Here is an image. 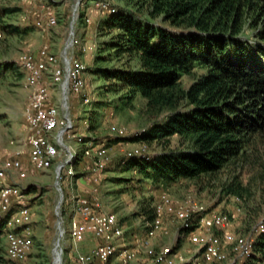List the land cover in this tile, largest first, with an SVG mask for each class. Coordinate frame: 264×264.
Returning <instances> with one entry per match:
<instances>
[{
    "label": "rangeland",
    "instance_id": "1",
    "mask_svg": "<svg viewBox=\"0 0 264 264\" xmlns=\"http://www.w3.org/2000/svg\"><path fill=\"white\" fill-rule=\"evenodd\" d=\"M94 1L0 0V149L13 148V145L19 147L24 142L23 115L30 91L18 64L19 56L27 50L35 52L45 44L54 53H59L67 45L73 31H76L79 39L95 44L96 49L84 59L88 66L85 78L91 103L83 104L80 98L70 95V117L73 120L70 133L81 134L84 140L93 143L105 142L111 147L112 162L106 168L100 185L101 210L115 213L124 230L128 231L126 235L129 236V243L142 235V220L145 218L142 213H153L159 194L164 190L175 201L190 195L208 210L233 213V230L237 234L251 236L255 225L264 221V136L255 137L244 147L243 154L231 158L221 169L197 177L178 178L172 182L153 181L124 166L127 162L124 158L126 153L137 148L141 142L146 144L151 157L187 151L192 147L176 134L153 140L137 138L144 130L164 122L172 109H150L145 98L139 94L129 97L125 89L115 86L114 80L97 72L100 68L137 69L139 66L133 55L108 48V41L117 30L104 25L109 16L107 12H92L90 23L85 25L83 16ZM103 1L117 11L133 14L140 21H149L168 31H180L164 22L160 16L148 18L143 9L139 10L132 2ZM47 12H52L57 24L49 29H38L35 26L36 19ZM206 71L205 67L195 65L189 73L180 76L177 89H187ZM99 101L103 103L102 107L97 104ZM178 108L189 107L185 101H180ZM90 115L93 116L92 124ZM113 124L124 127L128 136L123 139L114 137L109 131ZM75 142L68 138V144L75 146ZM16 182L24 192L32 213L29 228L33 245L23 264H53L59 258L62 264H74L67 233V204L60 202L53 169L40 171ZM81 182L79 180L78 186L83 188ZM69 188L70 184L64 180L62 189L68 193ZM230 189H236L238 193ZM237 207L240 212L235 213ZM2 215L0 212V219ZM163 226V232L155 239L156 247L179 245L182 246L179 250L185 254L192 251V245L180 236L178 223L164 220ZM86 243L81 245L83 250H86L85 244H94L91 239ZM5 250L6 239L1 234L0 264L5 262ZM130 264L151 262L140 253ZM243 264H264V259L254 251V255Z\"/></svg>",
    "mask_w": 264,
    "mask_h": 264
},
{
    "label": "built area",
    "instance_id": "2",
    "mask_svg": "<svg viewBox=\"0 0 264 264\" xmlns=\"http://www.w3.org/2000/svg\"><path fill=\"white\" fill-rule=\"evenodd\" d=\"M114 10L109 3L95 0L86 9L83 22L90 23L92 12ZM56 24L52 12L35 21L41 30ZM95 49V44L79 39L73 31L59 53L45 44L35 52H22L18 58L30 93L23 115V144L0 149V212L2 216L7 215L4 264H23L33 245L29 228L31 208L16 181L50 169L58 184L60 202L67 204V233L74 264H109L112 259L118 264H130L140 253L151 264H243L249 260L254 255V238L264 231V221L255 225L251 236L237 234L232 227L233 213L208 210L190 195L175 201L167 191H161L152 218L143 217V233L132 243L127 242L128 231L115 213L101 210L100 185L112 162L111 147L70 133L73 129L70 95L80 98L83 104L91 103L85 78L88 66L84 59ZM109 131L116 138L128 136L126 129L118 125H110ZM68 138L74 139L76 145L68 144ZM133 157L146 160L151 157L145 143L141 142L124 156L125 159ZM64 180L70 184L68 193L62 189ZM79 180L83 188L78 186ZM238 212L239 207L235 209ZM164 220L179 224L180 236L193 247L189 254L180 251L179 245L156 247L155 239L163 232ZM88 239L94 244L83 250L81 245ZM53 264H62V261L59 258Z\"/></svg>",
    "mask_w": 264,
    "mask_h": 264
},
{
    "label": "trees",
    "instance_id": "3",
    "mask_svg": "<svg viewBox=\"0 0 264 264\" xmlns=\"http://www.w3.org/2000/svg\"><path fill=\"white\" fill-rule=\"evenodd\" d=\"M126 1L143 9L148 18L160 16L180 31L140 21L113 7L104 21L117 30L108 48L133 55L139 67L97 72L114 80L129 97L145 98L150 109H172L164 122L137 138L176 134L192 147L148 160L129 158L126 168L153 181L197 177L221 169L243 154L255 137L264 136V0ZM195 65L205 67L206 73L187 89H177L180 76ZM180 101L189 108L179 109ZM97 104L103 106L101 101ZM89 119L92 124L93 116ZM142 215L151 219L153 213ZM6 217L0 219V236ZM254 251L264 259V231L255 239Z\"/></svg>",
    "mask_w": 264,
    "mask_h": 264
},
{
    "label": "crops",
    "instance_id": "4",
    "mask_svg": "<svg viewBox=\"0 0 264 264\" xmlns=\"http://www.w3.org/2000/svg\"><path fill=\"white\" fill-rule=\"evenodd\" d=\"M127 242L129 243V241H127ZM86 244H87V243H86ZM86 244H85V246H84V247H85V249H89V248L91 247V245H90V246H88V245H86ZM181 247H182V246H180V248H181ZM113 262H115V263H116V260H115V259H112V260H111V262H110L109 264H112Z\"/></svg>",
    "mask_w": 264,
    "mask_h": 264
}]
</instances>
